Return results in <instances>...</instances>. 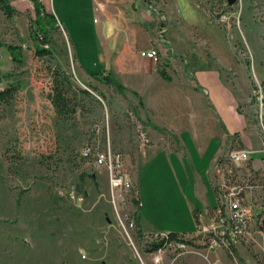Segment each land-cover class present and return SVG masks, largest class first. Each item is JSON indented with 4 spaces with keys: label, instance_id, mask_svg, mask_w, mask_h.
Segmentation results:
<instances>
[{
    "label": "rangeland",
    "instance_id": "1",
    "mask_svg": "<svg viewBox=\"0 0 264 264\" xmlns=\"http://www.w3.org/2000/svg\"><path fill=\"white\" fill-rule=\"evenodd\" d=\"M147 1V5L153 2L154 12H158V30L169 42V54L180 59L174 64L173 77L180 78L177 64L183 60L191 67L197 61L196 67L202 68L222 67L219 57L231 61L222 73L248 120V131L242 132L241 140L255 148L245 166H259L256 174H261L259 181L264 182V156L255 153L261 148L264 153V0L232 4L229 0ZM49 2V8L40 3L52 14L53 0ZM125 14L131 18L132 7L126 5ZM221 15L228 19L218 22ZM35 19L33 3L11 18L0 10V91L18 86L15 99L0 104V264H155L153 258L160 250L162 264H264V230L259 222L264 208L253 205L260 204V190L251 195L256 202L250 196L247 201V208L255 214L254 239L241 240L231 249L208 250L202 236L196 234L198 225L210 223L218 204L209 216L199 218L192 229L195 232L184 237L192 242L186 244L187 250L171 242L149 252L146 241L165 234H145L142 241L136 225L125 232L126 217L137 214L139 208L130 200L125 204L120 201L116 212L108 170L95 166L96 152L88 153L87 159L83 152L95 138L110 142L124 155L123 171L135 182V150L153 139L146 134V122L133 118L131 100L137 99L128 90L120 93L105 79L109 77V58L101 57L104 65L100 68L98 54L90 56L93 42L80 40L82 35H73L65 25L51 30L52 42L46 47L50 55L39 56L41 47L30 36L31 28L37 27ZM9 46L20 49V64L12 60ZM77 62L88 72L102 69L105 73L100 79L91 74L84 79ZM158 64L164 66L161 54ZM56 69L70 74L76 86L90 90L95 98L79 96L81 105L72 120L59 119L48 99ZM201 86L209 91L205 84ZM207 93L206 100L216 99ZM243 144L238 140L226 150L243 148ZM214 167L215 163L210 169L213 187ZM248 172L239 173L240 183ZM72 193L83 201L72 200ZM121 196L128 198L129 194Z\"/></svg>",
    "mask_w": 264,
    "mask_h": 264
},
{
    "label": "crops",
    "instance_id": "2",
    "mask_svg": "<svg viewBox=\"0 0 264 264\" xmlns=\"http://www.w3.org/2000/svg\"><path fill=\"white\" fill-rule=\"evenodd\" d=\"M10 1L17 12L29 9L33 3ZM39 1L49 8V0ZM148 2L53 0L50 10L62 27L65 25L73 35H82L80 40L93 42L90 56L98 54L100 68L104 65L101 57L109 58L108 71L137 99L131 103L138 117L146 122L147 136L153 138L145 145L140 143L134 154L138 216L143 233L188 235L195 232V217L206 218L218 204L210 169L236 141L243 144L241 135L249 125L233 86L222 73L231 61L219 57L223 65L215 68L196 67V61L192 68L183 60L177 64L180 78L173 77L174 64L180 59L172 52L169 54V42L158 30V12H154L153 2L147 5ZM126 5L132 7L131 18H126ZM160 18L166 20L164 16ZM152 48L161 54L166 66L140 55L142 50ZM74 52L77 54V49ZM77 63L79 72L87 79L93 72ZM161 68L166 70L169 80L160 74ZM200 84H205L209 91ZM204 92L213 93L216 99L206 100ZM243 146L254 148L250 143Z\"/></svg>",
    "mask_w": 264,
    "mask_h": 264
},
{
    "label": "built area",
    "instance_id": "3",
    "mask_svg": "<svg viewBox=\"0 0 264 264\" xmlns=\"http://www.w3.org/2000/svg\"><path fill=\"white\" fill-rule=\"evenodd\" d=\"M227 19L228 17L221 15L217 18V21L225 22ZM140 55L156 62L159 60V53L154 48L143 50L140 52ZM133 118H135V121L138 120L135 116ZM139 126L141 127V125ZM88 152H96L95 166L104 167L106 170H108L111 204L113 205L116 212L117 202L121 201V203L125 204V202H129V200L131 203L137 200L138 191L135 187V182L128 174L123 171L125 161L122 152L114 150L110 142L100 140L99 138H95L92 140V142L87 143L83 152V156L85 158H87ZM258 152L264 156L263 148L257 150L255 153ZM253 153V150L245 147L229 149L226 150L225 154L220 155L215 162L214 187L219 203L214 216H211L209 219L210 223L208 225H198L196 231L197 235L202 236V239L204 240L203 244L208 250H214L215 248L225 249L226 244H234V246H236L239 242H241V240H245L247 238L254 239L253 223L255 222V218L253 216L255 214L252 212V209L247 208V201L249 196L252 199L253 197L251 195L256 194V192L260 190V199H257L260 204L253 205L259 207L260 210H263L264 182L259 181L258 177L261 176V174H256L257 170H259V166L255 165L252 168L245 166V163H248L252 160ZM242 170L249 171V174L245 176L244 183H240L239 181V173ZM123 192L129 194L128 198H122L121 194ZM70 198L76 202L83 201V197L78 196L75 193H72ZM254 202L256 201L254 200ZM250 204L252 205L251 202ZM260 221L261 218L259 222ZM135 225V220L131 215L126 217L123 228L125 232H127L128 229H134ZM206 228L219 229V237H205ZM262 235L264 236L263 231ZM178 244H180L179 247L181 249H186V244ZM262 244L263 245L261 248L264 250V240ZM160 253H162L161 250L155 253V257L153 258L155 264H162L161 256H159Z\"/></svg>",
    "mask_w": 264,
    "mask_h": 264
},
{
    "label": "trees",
    "instance_id": "4",
    "mask_svg": "<svg viewBox=\"0 0 264 264\" xmlns=\"http://www.w3.org/2000/svg\"><path fill=\"white\" fill-rule=\"evenodd\" d=\"M34 10L36 14L35 23L37 27L34 31L31 28V38L36 44L40 45L41 48L37 49V53L39 56H46L50 55V51L47 50L46 47L51 44L52 40L50 37L51 30H53L58 24V20L54 14L46 13L44 11L43 5L40 3L39 0H33ZM0 10L5 14L6 17L11 18L15 13L16 10L11 5L10 0H0ZM8 50L11 54V58L15 63L20 64L21 58L19 48L14 46H9ZM166 66V65H164ZM100 69L98 72L91 73L92 77L95 79H100V75L104 74L105 72ZM160 74L167 80L170 79L166 70L161 68ZM109 83L114 85L115 88L120 92L123 93L125 91V87L120 84L113 74V72L109 71ZM107 79V78H105ZM18 92V86L11 85L10 87L3 89L0 91V104L9 103L10 101L14 100ZM79 96H83L84 98L88 99H95L91 94L90 90L82 89L76 84L72 82V78L70 74L65 71H61L56 69L52 72V79H51V89L48 94V99L50 100L56 115L62 121L72 120L75 115L77 114L78 108L81 105V98ZM133 113L135 117L140 120L138 117V113L136 109H133ZM155 129H160L157 126H153ZM161 130V129H160ZM85 158V157H84ZM87 159V158H86ZM134 204L139 208L140 201L139 196L137 200L133 201ZM135 223H136V234L139 240H144L145 234L143 233L140 220L137 214L133 216ZM196 223L198 224V216L195 217ZM186 233L180 232H168L165 236H152L151 240L146 241V250L149 252H154L159 249H163L167 244L171 242L177 243H185L191 244L192 242L189 240H185L184 237Z\"/></svg>",
    "mask_w": 264,
    "mask_h": 264
},
{
    "label": "bare ground",
    "instance_id": "5",
    "mask_svg": "<svg viewBox=\"0 0 264 264\" xmlns=\"http://www.w3.org/2000/svg\"><path fill=\"white\" fill-rule=\"evenodd\" d=\"M88 153H90V152H88ZM205 237H207V238L219 237V229H217V228H206L205 229ZM231 247H234V244H226L225 245L226 249H231Z\"/></svg>",
    "mask_w": 264,
    "mask_h": 264
},
{
    "label": "water",
    "instance_id": "6",
    "mask_svg": "<svg viewBox=\"0 0 264 264\" xmlns=\"http://www.w3.org/2000/svg\"><path fill=\"white\" fill-rule=\"evenodd\" d=\"M236 0H229V3L230 4H232V3H234ZM107 80H109V77L107 78ZM261 226H262V228H263V230H264V218L261 220Z\"/></svg>",
    "mask_w": 264,
    "mask_h": 264
}]
</instances>
